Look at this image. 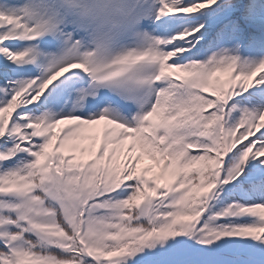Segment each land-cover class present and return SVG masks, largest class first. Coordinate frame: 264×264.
I'll return each mask as SVG.
<instances>
[{"label":"snow or ice","instance_id":"snow-or-ice-1","mask_svg":"<svg viewBox=\"0 0 264 264\" xmlns=\"http://www.w3.org/2000/svg\"><path fill=\"white\" fill-rule=\"evenodd\" d=\"M0 264H264V0H0Z\"/></svg>","mask_w":264,"mask_h":264}]
</instances>
